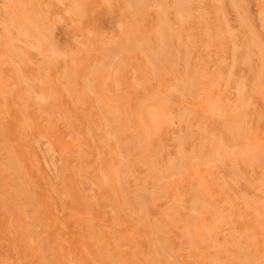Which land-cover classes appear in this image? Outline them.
<instances>
[{"label":"rangeland","instance_id":"obj_1","mask_svg":"<svg viewBox=\"0 0 264 264\" xmlns=\"http://www.w3.org/2000/svg\"><path fill=\"white\" fill-rule=\"evenodd\" d=\"M263 162L264 0H0V264H264Z\"/></svg>","mask_w":264,"mask_h":264},{"label":"bare ground","instance_id":"obj_2","mask_svg":"<svg viewBox=\"0 0 264 264\" xmlns=\"http://www.w3.org/2000/svg\"><path fill=\"white\" fill-rule=\"evenodd\" d=\"M155 69V68H154ZM232 113V112H231ZM264 163V162H263ZM132 166V165H131ZM140 194H142V193H140ZM144 194V193H143ZM141 198V197H140ZM203 205V204H202ZM171 254V253H170ZM215 263V262H214Z\"/></svg>","mask_w":264,"mask_h":264}]
</instances>
